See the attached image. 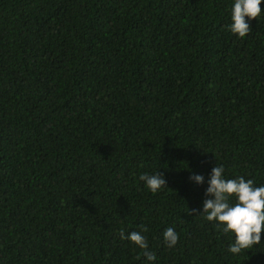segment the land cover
<instances>
[{
	"label": "trees",
	"instance_id": "obj_1",
	"mask_svg": "<svg viewBox=\"0 0 264 264\" xmlns=\"http://www.w3.org/2000/svg\"><path fill=\"white\" fill-rule=\"evenodd\" d=\"M233 4L0 0V264H264L188 214L215 163L264 185V12L240 38Z\"/></svg>",
	"mask_w": 264,
	"mask_h": 264
},
{
	"label": "clouds",
	"instance_id": "obj_2",
	"mask_svg": "<svg viewBox=\"0 0 264 264\" xmlns=\"http://www.w3.org/2000/svg\"><path fill=\"white\" fill-rule=\"evenodd\" d=\"M262 12L264 8L261 7V0H234L230 31L240 38L246 37L252 32L249 21L258 19ZM139 179L152 193L168 187L164 175L159 171L155 174H141ZM190 179L198 184L204 183L202 175L194 174ZM207 184L202 211L189 209L188 214H203L206 220L215 221L223 233H232L234 242L230 244L229 251L233 254H239L259 244L264 234V185L256 186L252 179L246 180L243 176L227 178L224 166L216 163L211 169ZM148 231L146 225H142L139 231H131L128 234H125L124 229H120L119 237L144 250L143 255L148 261H155L156 256L148 250V239L144 235ZM163 237L169 248L179 241V234L172 227L164 231Z\"/></svg>",
	"mask_w": 264,
	"mask_h": 264
}]
</instances>
